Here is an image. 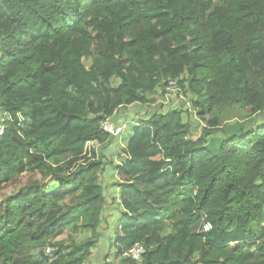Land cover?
I'll list each match as a JSON object with an SVG mask.
<instances>
[{
    "label": "trees",
    "instance_id": "1",
    "mask_svg": "<svg viewBox=\"0 0 264 264\" xmlns=\"http://www.w3.org/2000/svg\"><path fill=\"white\" fill-rule=\"evenodd\" d=\"M0 112V264L89 263L110 183L102 264H264V0H0Z\"/></svg>",
    "mask_w": 264,
    "mask_h": 264
},
{
    "label": "rangeland",
    "instance_id": "2",
    "mask_svg": "<svg viewBox=\"0 0 264 264\" xmlns=\"http://www.w3.org/2000/svg\"><path fill=\"white\" fill-rule=\"evenodd\" d=\"M157 93L158 94L156 95V97L154 96V98L156 99V103L153 106H149L148 107L149 110H153L154 108L161 107V106H162L161 108H164V109H170V107H179L180 109H186L188 104L190 103V100L188 99V97L185 98L184 96H182V97H177L175 99L168 100V98L166 97V92L163 94L162 90H158ZM235 110L233 112L238 113L237 117L242 118L243 113L241 111H239V109H238V111H235ZM195 111L196 110L194 108H192V110L189 111V116L187 115L189 123H191L193 125H196L199 121L196 117L197 115H196ZM127 113H128V115H130V114L132 115L133 110H130V111L128 110ZM121 116L123 117V114ZM240 118L234 119L233 121H237ZM241 120H243V119H241ZM242 122L245 123L244 121H242ZM201 134H202V130L198 129L197 133L195 134L196 137L194 139L201 136ZM217 144H218V140L216 138L214 139V145L209 143V141H207V140H205L203 142V145H205V146L213 145L214 148H217ZM112 146L113 145H109L108 150H110L112 148ZM97 148H99V147H97ZM108 153H110V151ZM108 157H111V154L108 155ZM105 161H106V158H105ZM104 177H105V179H103V182H105V183H106V181H108V179L109 180L112 179L111 176L109 175V173H106ZM108 186L109 187H105V189H104L105 195L107 196V199H108L107 204H109V205L106 208L108 211L106 210L107 213H105V220H104V222L101 226V229H100V231L102 233V240H101V243L98 244L97 249L94 251L91 261L87 264H102L104 261V257L113 254L112 249H109V244H110L109 239L115 233V220H116L115 218L118 215V213L120 212L119 211L120 208L117 205L118 203H115V201L113 200V198L116 197V195H117L115 186L113 185L112 187H110L111 183ZM73 237L84 238V237H86V235L75 234L74 231L72 230V228H68L66 230L65 234L63 236H61L60 239L64 240L67 244H70L73 241Z\"/></svg>",
    "mask_w": 264,
    "mask_h": 264
},
{
    "label": "built area",
    "instance_id": "3",
    "mask_svg": "<svg viewBox=\"0 0 264 264\" xmlns=\"http://www.w3.org/2000/svg\"><path fill=\"white\" fill-rule=\"evenodd\" d=\"M182 89L178 86L176 81H170L166 88V97L168 100L175 99L177 97H182ZM11 119V115L7 112H0V136L5 133L6 122ZM103 130L113 136L121 135L125 129V125L115 126L111 121H106L102 124ZM212 229V225L209 222L203 224V230L208 232ZM145 253V248L141 244H136L132 247L127 256L135 261H140L143 254Z\"/></svg>",
    "mask_w": 264,
    "mask_h": 264
}]
</instances>
